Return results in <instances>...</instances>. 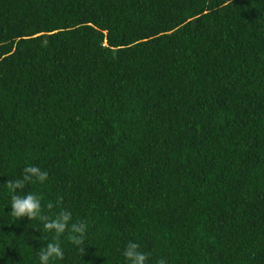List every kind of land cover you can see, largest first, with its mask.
Wrapping results in <instances>:
<instances>
[{
    "label": "trees",
    "instance_id": "trees-1",
    "mask_svg": "<svg viewBox=\"0 0 264 264\" xmlns=\"http://www.w3.org/2000/svg\"><path fill=\"white\" fill-rule=\"evenodd\" d=\"M27 165L88 225L50 264H264V0H0V264L55 235Z\"/></svg>",
    "mask_w": 264,
    "mask_h": 264
},
{
    "label": "clouds",
    "instance_id": "clouds-1",
    "mask_svg": "<svg viewBox=\"0 0 264 264\" xmlns=\"http://www.w3.org/2000/svg\"><path fill=\"white\" fill-rule=\"evenodd\" d=\"M49 178L47 171L41 170L39 166L27 165L23 169L22 176L15 180H7L4 185L7 191L11 194L10 206L11 212L9 215L17 220L28 218L29 220H39L45 232L54 233L52 242L40 249L38 259L39 264H50L53 260H63L64 252L61 247L59 237L65 232H68V241L77 246L79 251L85 252L83 248L87 223L85 221H73L72 212L66 208H62L54 215L46 214L43 210L41 197L29 193L21 196L17 193L18 189H23L26 184L38 182L43 184ZM62 203V198L58 197L56 203L49 201L46 208L51 212L54 207H59ZM126 264H148L150 254L141 250V246L137 242L129 241L123 251ZM156 264H166V261L161 258Z\"/></svg>",
    "mask_w": 264,
    "mask_h": 264
}]
</instances>
